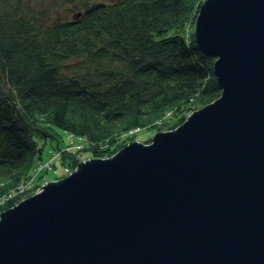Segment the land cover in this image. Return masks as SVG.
I'll use <instances>...</instances> for the list:
<instances>
[{
	"label": "water",
	"instance_id": "1",
	"mask_svg": "<svg viewBox=\"0 0 264 264\" xmlns=\"http://www.w3.org/2000/svg\"><path fill=\"white\" fill-rule=\"evenodd\" d=\"M221 94L0 212V264H264V0H203Z\"/></svg>",
	"mask_w": 264,
	"mask_h": 264
},
{
	"label": "trees",
	"instance_id": "2",
	"mask_svg": "<svg viewBox=\"0 0 264 264\" xmlns=\"http://www.w3.org/2000/svg\"><path fill=\"white\" fill-rule=\"evenodd\" d=\"M202 2L83 0L61 18L0 0V212L31 175L44 183L36 169L51 139H83L62 151L64 177L80 155L110 157L139 129H173L220 96L216 56L195 39Z\"/></svg>",
	"mask_w": 264,
	"mask_h": 264
},
{
	"label": "rangeland",
	"instance_id": "3",
	"mask_svg": "<svg viewBox=\"0 0 264 264\" xmlns=\"http://www.w3.org/2000/svg\"><path fill=\"white\" fill-rule=\"evenodd\" d=\"M88 1H95V0H88ZM109 1V0H103ZM83 0H34L39 7H41L44 11L48 14L52 13V15L61 17V18H73L79 10H81ZM83 76H87L88 74L85 71L80 69L78 72ZM137 135L135 136V140L146 142L152 138L154 135L153 129H139L136 132ZM151 140V139H150ZM81 141L76 136H71L70 134L64 133V135L59 138L58 140L53 138L51 141L46 142L43 153H42V160L47 161L51 160L52 166L50 168H46L42 174V181H51L62 178L63 174L65 173V164L62 161V151L68 149H74L77 147H83ZM61 147H64L61 149ZM56 154V156H54ZM83 155V156H82ZM80 155L79 162L82 160L88 159V153ZM85 155V156H84ZM78 165V163H77ZM61 176V177H60ZM5 181V180H4ZM26 193H24L25 198ZM20 200V201H21ZM17 201L16 203H18ZM6 210V209H5ZM2 212V211H1Z\"/></svg>",
	"mask_w": 264,
	"mask_h": 264
},
{
	"label": "built area",
	"instance_id": "4",
	"mask_svg": "<svg viewBox=\"0 0 264 264\" xmlns=\"http://www.w3.org/2000/svg\"><path fill=\"white\" fill-rule=\"evenodd\" d=\"M136 129H138V128H136ZM70 135L72 136V134H70ZM79 140L82 141L83 139L81 137H79ZM54 156H56V154H54ZM51 166H52L51 160H47L46 162L42 163L40 166L37 167L36 172H38L42 169L50 168ZM33 177H34V175L33 176L31 175L26 180L21 182V184L18 187L19 190H17V192L26 193V195L29 193L33 194V193L37 192L41 188L42 184L39 185L38 181H36V180L34 181Z\"/></svg>",
	"mask_w": 264,
	"mask_h": 264
},
{
	"label": "clouds",
	"instance_id": "5",
	"mask_svg": "<svg viewBox=\"0 0 264 264\" xmlns=\"http://www.w3.org/2000/svg\"><path fill=\"white\" fill-rule=\"evenodd\" d=\"M47 182V181H46Z\"/></svg>",
	"mask_w": 264,
	"mask_h": 264
}]
</instances>
